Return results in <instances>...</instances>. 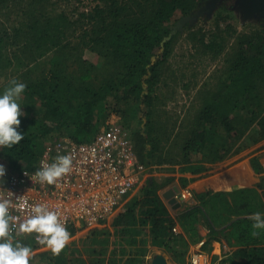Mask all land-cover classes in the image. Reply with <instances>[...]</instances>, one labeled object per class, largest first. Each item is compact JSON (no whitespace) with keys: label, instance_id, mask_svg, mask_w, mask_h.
I'll use <instances>...</instances> for the list:
<instances>
[{"label":"trees","instance_id":"obj_1","mask_svg":"<svg viewBox=\"0 0 264 264\" xmlns=\"http://www.w3.org/2000/svg\"><path fill=\"white\" fill-rule=\"evenodd\" d=\"M61 1L75 0H0V93L14 68L26 84L19 98L28 104L21 108L24 138L11 148L0 147V158L15 172L33 169L48 142L90 141L112 114L118 115L132 139L137 137L139 162L146 169L165 167L171 175L148 178L123 211L99 225L105 226L94 231L89 251L107 245L110 231L117 247L110 243V252L102 247L96 264H141L150 248L180 260L200 241V218L212 235L234 248L228 264H264V229L252 228V214L264 213V20L255 31L237 34L231 25L220 27L226 19L222 10L214 30L189 28L192 48L212 61L225 54V66L215 89L203 90L199 110L169 125L159 121L169 113L165 107L174 92L173 79L163 70L179 33L166 39L204 0H96L75 21L58 8ZM85 51L99 61L86 60ZM46 57L48 67L32 78ZM246 141L248 148L254 146L247 170L257 181L254 187L193 192L195 204L172 216L159 192L174 175L186 189L202 179L205 163L222 161L234 146L245 149ZM194 156L199 158L193 161ZM12 243L30 248L29 264H82L70 259L76 249L68 255L63 248L57 255L30 238Z\"/></svg>","mask_w":264,"mask_h":264},{"label":"rangeland","instance_id":"obj_2","mask_svg":"<svg viewBox=\"0 0 264 264\" xmlns=\"http://www.w3.org/2000/svg\"><path fill=\"white\" fill-rule=\"evenodd\" d=\"M96 4V0H75L70 3L64 4L61 1L57 6L60 10L65 9L67 15L70 17L72 21L77 19V15L79 12H85L88 9L92 8ZM233 0H223L221 1L217 7L214 9L211 17H206L205 15L199 16V18L195 22H186L180 29L176 30L174 33L171 32L170 37L178 34V38L175 41L172 54L167 59L166 66H168V70L165 69V75L169 76L170 79H173V90L174 92L169 97V101L167 106L165 107V112H169L167 114L162 115L159 118L160 123H168L171 125L176 119L179 117V120L191 118L189 114H195L200 108V99L202 97V92L204 89H215L219 80H221V72L225 66V54H222L220 58L215 60H211L210 56H201L199 53L194 50L188 42V31L189 28H193L194 30L201 29L202 31L208 32L214 30V18L217 13L220 11L223 12V16L226 19L220 24L221 28H224L227 25H231L237 34H245L255 31L261 21L260 20H243L241 15L237 13L233 7ZM77 9V11H75ZM234 38H230L228 41V46L226 47V53L230 54L232 52L231 47ZM73 42H75L72 39ZM84 58L94 64H96L99 60L98 57L90 53L88 51L84 52ZM49 65V58L46 57L42 59L39 64H36L37 69L32 73L31 77H35L39 72L43 71ZM14 69V68H13ZM12 69V70H13ZM188 69V70H187ZM9 73L8 81L16 78L21 81L20 76H17V72L14 70ZM187 70V72H185ZM166 77V76H164ZM185 88L183 85H187ZM18 103L21 108H23V104L27 105L25 110L28 108V104L24 99L19 98ZM22 103V105H21ZM137 137L132 139L133 146L140 147L137 144ZM245 149L241 151H237V148L234 146L232 151L220 162L214 164L205 163L206 172L204 173L203 178L206 182L203 183V188L205 191H222V192H230L233 189L238 188H252L256 184V180L252 178L247 172L248 170V159L251 156V153L254 149V146L248 148V142L242 144ZM135 151V148H134ZM137 153V151L135 152ZM137 157L139 154H136ZM199 156H194L193 161H196ZM0 163L5 165L6 175L3 178H0V184L3 185L7 180V177L15 172L7 161L0 158ZM168 174L165 167L159 168L156 166H152L146 169L147 179L153 177L155 180L160 181L163 179L164 175ZM146 179V180H147ZM176 185V184H175ZM173 187V186H172ZM172 187L168 188L171 189ZM178 187V185H176ZM179 188V187H178ZM138 188L135 192L127 195L123 201L119 204L117 209L115 210L112 217H114L118 212L123 211L125 207L130 203L132 198L137 197L139 195ZM259 193L261 190H257ZM195 200L192 198H188L186 200L180 201V206L178 208L172 209L170 206L171 215L176 216L178 213L184 211L188 207H191ZM105 226V225H103ZM103 226H94V227H82L79 229H74V232L69 231L70 239L64 246L67 248L66 254H70L72 250L76 249V253H73V256L70 259L74 262V260L79 259L82 264H96V256L98 252L102 250V247H105L110 252V243H113L114 247H117V243L114 238L113 231H110V237L107 245L104 243L103 246L97 244L94 246V252L89 251V246L93 242L92 236L95 235L94 231L101 230ZM177 226V225H176ZM177 231L180 232L179 226H177ZM197 233L200 236L199 240L206 242V252L210 258V264H228L227 259L230 258L232 252L234 251L233 247L227 246L225 241L219 235H212L210 229L207 227L205 219L200 218V223L197 225ZM21 239H18V241ZM106 245V246H105ZM194 245V244H193ZM191 245V246H193ZM69 246V247H67ZM190 246V247H191ZM112 247V246H111ZM189 247V250H190ZM189 250H187V254L180 258V260H176L172 258L171 254L159 249V248H150V251L143 258V262L141 264H151L152 259L156 255H162L166 258L167 264H188L189 258ZM69 259V260H70ZM79 261V262H80ZM226 262V263H225ZM138 264V263H137Z\"/></svg>","mask_w":264,"mask_h":264},{"label":"built area","instance_id":"obj_3","mask_svg":"<svg viewBox=\"0 0 264 264\" xmlns=\"http://www.w3.org/2000/svg\"><path fill=\"white\" fill-rule=\"evenodd\" d=\"M60 155H68L72 165L68 173L55 184L41 183L37 170L55 162ZM146 167L134 151L130 131L121 124L120 117L112 114L87 142L61 138L48 142L33 169L23 168L11 173L0 184V200H8L10 237L12 240L30 238L38 246L37 233H25L20 224L41 204L55 212L69 231L94 227L107 222L123 199L140 184ZM183 201L192 198L190 189L179 191ZM173 232L178 233L177 227ZM204 241L190 247L188 264H210L203 249Z\"/></svg>","mask_w":264,"mask_h":264},{"label":"clouds","instance_id":"obj_4","mask_svg":"<svg viewBox=\"0 0 264 264\" xmlns=\"http://www.w3.org/2000/svg\"><path fill=\"white\" fill-rule=\"evenodd\" d=\"M26 84L13 79L9 86L0 93V147L11 148L17 145L24 134L19 130L20 117L24 115L18 99L24 92ZM72 160L68 155H60L55 162L36 171L35 176L41 183L55 184L57 179L68 173ZM6 175L5 165L0 163V178ZM2 181V180H0ZM8 200H0V264H29L30 248L20 243L13 244L10 233ZM33 215L20 224V230L25 233H37V239L46 245L53 254H59L70 239L67 228L59 221L55 212L46 206L38 204L32 209ZM264 213L252 214L253 229H264ZM253 235H258L253 232Z\"/></svg>","mask_w":264,"mask_h":264},{"label":"water","instance_id":"obj_5","mask_svg":"<svg viewBox=\"0 0 264 264\" xmlns=\"http://www.w3.org/2000/svg\"><path fill=\"white\" fill-rule=\"evenodd\" d=\"M223 0H206L204 5L191 17L182 19L178 24L172 28V33L180 29L186 22H195L199 16L205 15L206 17H211L214 9ZM233 9L237 11L243 20H260L264 19V0H233ZM179 188L174 186L171 189L165 191L162 194V198L166 201L172 209L178 208L180 206L181 199ZM151 264H167L166 258L162 255H156Z\"/></svg>","mask_w":264,"mask_h":264},{"label":"crops","instance_id":"obj_6","mask_svg":"<svg viewBox=\"0 0 264 264\" xmlns=\"http://www.w3.org/2000/svg\"><path fill=\"white\" fill-rule=\"evenodd\" d=\"M170 175H171V174H165L164 177H170ZM164 177H163V178H164ZM174 177H175V181H174L171 185L167 186L165 189H163V190H161V191L159 192L161 199L163 200V202L165 203V205L167 206V208H168L169 211H170V209H169L170 207H168L169 205H167L166 201L162 198L161 195L164 194L165 191L168 190V188H170V187H172V186L174 187V186H176V185H178L179 190H182V188L179 186V184H178V182H177L178 175L175 174ZM146 179H147V176H146V172H145L144 175H143V178L141 179L140 184L135 188V190H134L133 192H135L138 188H141V187L144 185ZM204 182H206V180L202 177L201 180H199L198 182H196V183H195L194 185H192V186H188L187 189H190L192 192H202V191H205V189L203 188V186H201V185H203ZM175 184H176V185H175ZM133 192H132V193H133ZM193 202H194V201H193ZM194 204H195V202H194ZM170 213H171V212H170ZM172 216H173V215H172ZM176 227H177V226H176ZM177 229H178V227H177ZM69 231H70V230H69ZM69 231H68V232H69Z\"/></svg>","mask_w":264,"mask_h":264},{"label":"flooded vegetation","instance_id":"obj_7","mask_svg":"<svg viewBox=\"0 0 264 264\" xmlns=\"http://www.w3.org/2000/svg\"><path fill=\"white\" fill-rule=\"evenodd\" d=\"M205 1H206V0L203 1V5H204ZM203 5H202V6H203ZM202 6H201V7H202Z\"/></svg>","mask_w":264,"mask_h":264}]
</instances>
